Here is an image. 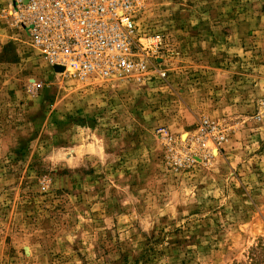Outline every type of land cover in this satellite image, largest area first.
Returning <instances> with one entry per match:
<instances>
[{"label":"rangeland","instance_id":"obj_1","mask_svg":"<svg viewBox=\"0 0 264 264\" xmlns=\"http://www.w3.org/2000/svg\"><path fill=\"white\" fill-rule=\"evenodd\" d=\"M12 19L0 264H264V0H141L127 78L55 72Z\"/></svg>","mask_w":264,"mask_h":264},{"label":"built area","instance_id":"obj_2","mask_svg":"<svg viewBox=\"0 0 264 264\" xmlns=\"http://www.w3.org/2000/svg\"><path fill=\"white\" fill-rule=\"evenodd\" d=\"M140 5L141 0H11L12 22L37 57L61 74L127 78L149 64L136 23Z\"/></svg>","mask_w":264,"mask_h":264},{"label":"water","instance_id":"obj_3","mask_svg":"<svg viewBox=\"0 0 264 264\" xmlns=\"http://www.w3.org/2000/svg\"><path fill=\"white\" fill-rule=\"evenodd\" d=\"M53 69H54L55 72H62V70L60 68H58V67H54Z\"/></svg>","mask_w":264,"mask_h":264},{"label":"bare ground","instance_id":"obj_4","mask_svg":"<svg viewBox=\"0 0 264 264\" xmlns=\"http://www.w3.org/2000/svg\"><path fill=\"white\" fill-rule=\"evenodd\" d=\"M59 68V67H58ZM61 69V68H60ZM62 70V69H61Z\"/></svg>","mask_w":264,"mask_h":264}]
</instances>
